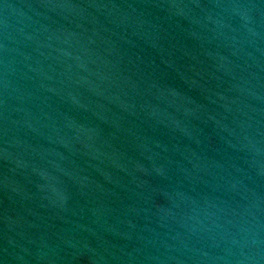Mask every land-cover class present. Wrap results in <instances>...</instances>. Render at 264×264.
<instances>
[{
	"label": "water",
	"instance_id": "95a60500",
	"mask_svg": "<svg viewBox=\"0 0 264 264\" xmlns=\"http://www.w3.org/2000/svg\"><path fill=\"white\" fill-rule=\"evenodd\" d=\"M0 264H264V0H0Z\"/></svg>",
	"mask_w": 264,
	"mask_h": 264
}]
</instances>
